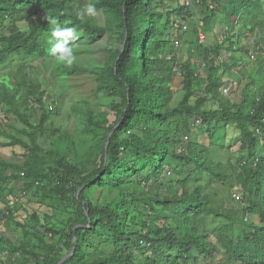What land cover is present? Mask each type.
Instances as JSON below:
<instances>
[{
  "label": "trees",
  "instance_id": "obj_1",
  "mask_svg": "<svg viewBox=\"0 0 264 264\" xmlns=\"http://www.w3.org/2000/svg\"><path fill=\"white\" fill-rule=\"evenodd\" d=\"M55 26L121 44L100 69L61 66L111 101H78L73 129L55 128L33 76ZM181 41L198 54L179 60ZM0 112V147L24 150L0 158V264H59L74 248L63 264H264V0H0Z\"/></svg>",
  "mask_w": 264,
  "mask_h": 264
},
{
  "label": "rangeland",
  "instance_id": "obj_2",
  "mask_svg": "<svg viewBox=\"0 0 264 264\" xmlns=\"http://www.w3.org/2000/svg\"><path fill=\"white\" fill-rule=\"evenodd\" d=\"M100 19H102L103 15L101 11H98ZM24 13L18 16V20H24ZM199 15L196 18V22L199 20ZM222 20L223 18L220 17ZM219 22V18L217 19ZM12 21L4 22L6 29L11 26ZM2 24V23H1ZM27 26L25 23L22 22L21 27L25 28ZM56 28V26L54 27ZM223 25L220 23L213 28V31L207 32L205 34V43L213 45L217 42L218 39L222 37L223 34ZM77 35L76 39H69L66 47H71L73 49V55L75 60L72 64L79 65L83 68L94 70L102 68L101 65L104 64L107 51L106 49L109 47H114L115 49L121 48V44L119 41L114 40V37L110 34L103 35L97 38H85L80 35L77 31L75 33ZM56 38L51 37L52 45L48 48L49 55L46 60H34V65L36 67V71L34 72L33 76L40 78L45 85L47 92L52 95L50 98H53L54 104L52 100L49 104V109L52 112H56V116L54 118V126L58 129H66L70 128L73 129L77 123L76 118L73 114V106L78 101H88L93 109L98 112H105L109 111L108 106L110 104V99L106 98L105 96H96L94 94V90L97 86L96 78L91 75L90 73H76L72 76H68L66 73H61L59 70L61 66L65 64H61L57 62L56 56H54L50 49L55 43ZM173 41H175L173 39ZM181 41V48L178 53V59L183 60L185 62L187 58L193 57V55H197L199 49L196 46L192 45L188 48L187 44L186 47ZM58 55V53L56 54ZM172 54H169V58L172 57ZM235 57V54L224 52L221 56V60L225 62H229ZM245 57V55L243 56ZM196 61L198 62V71H200L203 78H206L204 68L205 62L203 64V60L198 56L196 57ZM182 63V62H181ZM180 63V64H181ZM205 65V66H204ZM207 68V67H206ZM180 70V69H179ZM180 74V73H179ZM229 94L236 93L241 91L239 89V84L237 82L231 81V84L228 85ZM241 93L238 95L240 99ZM178 99L181 98V93H178ZM4 115L0 112V120H3ZM111 121L115 120L114 115L112 114L110 117ZM238 132L233 128H230L227 132V136L224 139V145L232 146L233 149L236 151L239 148L238 142ZM199 139L202 141L204 140L203 135H199ZM0 142H7L6 139L0 137ZM207 143L209 141L206 140ZM24 155V150L20 147L17 148H3L0 147V158L6 160L12 159H19L21 156ZM32 211V208L30 209ZM21 212H18L20 214ZM23 213V212H22ZM2 228V227H1ZM6 233L11 237L12 240L17 241L19 240V232L16 228L12 225L9 227V231L7 230Z\"/></svg>",
  "mask_w": 264,
  "mask_h": 264
},
{
  "label": "clouds",
  "instance_id": "obj_3",
  "mask_svg": "<svg viewBox=\"0 0 264 264\" xmlns=\"http://www.w3.org/2000/svg\"><path fill=\"white\" fill-rule=\"evenodd\" d=\"M85 13L88 16H95L97 14L94 6L89 5L84 12L77 13L78 18L83 20ZM49 22L53 25L57 23L54 19ZM74 33V28H61L59 26L52 31L51 35L53 38H56V40L51 47L50 52L56 56L58 63L70 66L74 62L75 57L73 55V49L71 47H66L69 39H76L77 35ZM57 53L58 55H56Z\"/></svg>",
  "mask_w": 264,
  "mask_h": 264
},
{
  "label": "built area",
  "instance_id": "obj_4",
  "mask_svg": "<svg viewBox=\"0 0 264 264\" xmlns=\"http://www.w3.org/2000/svg\"><path fill=\"white\" fill-rule=\"evenodd\" d=\"M197 2H199V0H185V3H186V6H187V7H191V6H193V5H194L195 3H197ZM183 29H184V31L188 30V26L185 25V26L183 27ZM201 38L204 39V35H203V34L201 35ZM253 58H254V56H253ZM204 66H205V65H204ZM196 75H198V74H196ZM226 92H228V90H226ZM235 199H236L237 201H240V200H242V197H241L240 194H236V195H235Z\"/></svg>",
  "mask_w": 264,
  "mask_h": 264
},
{
  "label": "water",
  "instance_id": "obj_5",
  "mask_svg": "<svg viewBox=\"0 0 264 264\" xmlns=\"http://www.w3.org/2000/svg\"><path fill=\"white\" fill-rule=\"evenodd\" d=\"M112 135H113V132L111 133V135H110V137H109V140H108V142H107V150H108V148H109V145H110V139H111ZM76 241H77V239L75 238V242H76ZM74 252H75V248L73 249V251H72L68 256L64 257V258L61 260V262H60L59 264H63L64 261H65L67 258H69L70 256H72V255L74 254Z\"/></svg>",
  "mask_w": 264,
  "mask_h": 264
}]
</instances>
